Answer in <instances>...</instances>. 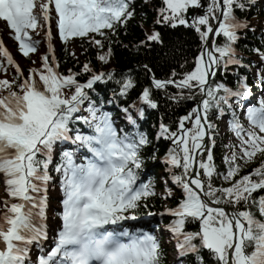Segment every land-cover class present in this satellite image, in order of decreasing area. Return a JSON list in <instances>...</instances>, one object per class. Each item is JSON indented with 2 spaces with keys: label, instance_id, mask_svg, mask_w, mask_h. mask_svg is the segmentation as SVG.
Wrapping results in <instances>:
<instances>
[{
  "label": "snow or ice",
  "instance_id": "snow-or-ice-1",
  "mask_svg": "<svg viewBox=\"0 0 264 264\" xmlns=\"http://www.w3.org/2000/svg\"><path fill=\"white\" fill-rule=\"evenodd\" d=\"M255 3L161 0L155 23L192 29L199 39L198 51L191 68L173 69L165 79L143 66L150 83L137 103L121 109L134 129L125 131L115 126L105 102L89 95L98 83L112 81L113 73L93 72L85 63L82 72L62 74L52 29L54 25L55 38L65 45L76 38L87 40L98 50L97 59L107 64L112 49L104 51V41L132 17L130 0H0V21L23 58L31 59L42 42L46 44L40 67L25 75L0 39V75L5 77L0 78V176L8 197L0 201V264H161L156 235L113 227L135 221V210L149 207V198L157 195L153 181H141V151L150 141L138 126L146 109L158 110L156 92L174 104L193 102L173 122L175 127L161 119L155 137L169 142L163 163L171 185L182 194L175 207L161 213L171 218L166 230L177 253L176 264H185L186 258H191L189 264H209L208 258L212 264H264V94L248 106L253 97L248 77L237 73L232 87L225 82L233 67H248L236 45L249 25L236 13ZM146 41L162 43L156 31ZM65 51L75 57L67 47ZM253 51L264 62V51ZM260 68L253 76L264 93V63ZM84 74L90 75L81 82ZM115 82L119 90L113 91V98L127 97L136 86L131 76ZM242 107L247 127L237 114ZM213 114L218 120L230 117L228 130L238 141L226 145L231 154L223 156L222 171L214 157L218 129ZM59 144L74 147L63 150L50 169ZM81 149L86 154L78 157ZM251 164L256 166L245 171ZM51 171L59 174L62 229L44 252ZM165 184L160 196L167 201L174 189L167 187L168 181ZM188 224H197V230H186ZM34 246L40 249L35 261L29 255Z\"/></svg>",
  "mask_w": 264,
  "mask_h": 264
},
{
  "label": "trees",
  "instance_id": "trees-1",
  "mask_svg": "<svg viewBox=\"0 0 264 264\" xmlns=\"http://www.w3.org/2000/svg\"><path fill=\"white\" fill-rule=\"evenodd\" d=\"M158 8L159 0H147V3L145 0H135L132 17L127 20L126 24L119 26L115 34H109V40L104 41V51H107L109 46L112 49V56L110 62L107 64H103L97 59L98 50L92 47L87 40L74 39L67 45V49L74 52L75 57L68 55L64 46L56 42L55 53L59 61V71L65 75L69 73V70L71 72H82V66L88 63L93 69L107 70L111 68L118 75L126 73L133 78L136 85L127 96L129 100L133 99L142 87L145 85L149 86V76L144 70V65H148L152 69V73L160 79L167 78L173 69L177 72H183L185 69L191 68V61L196 56L199 46L197 36L192 29L183 26H178L173 29L169 26L157 25L155 21L158 18ZM243 14L252 21V24L249 25L252 27L247 28L245 32L240 34L241 38L237 42V47L241 51L243 61L249 63V58L256 54L253 51L254 49L260 48L262 51L264 50V38H262L264 32H261L259 27L253 26L256 21H262L264 13L256 6H251ZM153 31L160 33L162 43L146 41V36L152 34ZM39 50H44L42 44ZM42 54L39 52L32 54L31 59L17 56L25 75L28 74L29 66L32 68L40 67V56ZM32 61H36V63L33 64ZM237 71L242 72L243 68L237 69ZM82 76L84 77L85 74ZM82 76L79 79H82ZM7 78H10V76ZM217 79H220V77L218 76ZM226 81L231 82L232 75L229 74ZM154 99L159 103L158 110H148L146 118L143 120V126L147 130L150 143L143 148L141 153L145 161L142 168L144 171H148V173L156 176L159 186H166L165 181H168L167 186H173L175 189V186L171 185L170 180H168V172L165 169V164L159 160L161 153L168 150L169 142L163 139L156 140L155 137L158 131V123L161 119H163L164 123L175 126L173 122L178 117L185 115L193 106V102L188 101L174 104L167 101L162 92L154 93ZM154 152L156 156L155 160L152 159ZM225 154L227 152L224 141L216 138L214 157L215 163L221 171L225 167L222 162ZM255 166V164L248 165L245 171H251ZM215 183H221V181L217 180ZM178 196L179 191L175 190L174 197L164 201L161 199L160 194H157L149 198V207H140L136 209V212L140 215L147 214L152 220L157 221L158 212L163 208L164 204L166 202L173 203ZM50 199L52 205L46 210L48 216L54 213V206L56 204L54 197ZM1 209H3L2 204H0ZM161 218L164 222H167L165 215H162ZM196 229L197 224H188L186 226V230ZM163 234L166 233L164 232ZM208 259L209 264H212L211 259Z\"/></svg>",
  "mask_w": 264,
  "mask_h": 264
},
{
  "label": "rangeland",
  "instance_id": "rangeland-1",
  "mask_svg": "<svg viewBox=\"0 0 264 264\" xmlns=\"http://www.w3.org/2000/svg\"><path fill=\"white\" fill-rule=\"evenodd\" d=\"M221 131H222V129H221ZM220 134H221V136L226 140V136H224L222 132H221ZM226 141H227V140H226ZM169 256H170V258H173V257H172L173 255L171 256L170 253H169Z\"/></svg>",
  "mask_w": 264,
  "mask_h": 264
}]
</instances>
